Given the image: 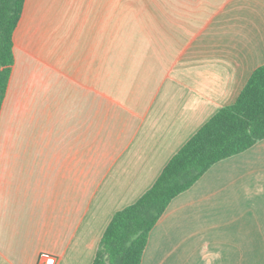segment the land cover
Segmentation results:
<instances>
[{
    "label": "crops",
    "instance_id": "1",
    "mask_svg": "<svg viewBox=\"0 0 264 264\" xmlns=\"http://www.w3.org/2000/svg\"><path fill=\"white\" fill-rule=\"evenodd\" d=\"M0 113V264H92L114 214L264 65V0H26ZM141 264H264V139L169 204Z\"/></svg>",
    "mask_w": 264,
    "mask_h": 264
},
{
    "label": "trees",
    "instance_id": "2",
    "mask_svg": "<svg viewBox=\"0 0 264 264\" xmlns=\"http://www.w3.org/2000/svg\"><path fill=\"white\" fill-rule=\"evenodd\" d=\"M26 0H0V113L15 66L14 34ZM264 139V65L236 102L220 109L170 159L154 184L108 224L92 264H141L152 229L171 201L218 161Z\"/></svg>",
    "mask_w": 264,
    "mask_h": 264
},
{
    "label": "built area",
    "instance_id": "3",
    "mask_svg": "<svg viewBox=\"0 0 264 264\" xmlns=\"http://www.w3.org/2000/svg\"><path fill=\"white\" fill-rule=\"evenodd\" d=\"M39 264H57V258L54 255H45Z\"/></svg>",
    "mask_w": 264,
    "mask_h": 264
}]
</instances>
